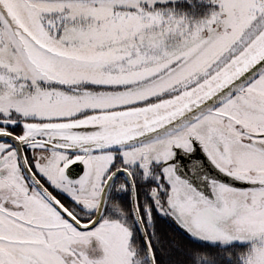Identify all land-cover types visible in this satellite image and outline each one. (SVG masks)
<instances>
[{
	"label": "snow or ice",
	"instance_id": "obj_1",
	"mask_svg": "<svg viewBox=\"0 0 264 264\" xmlns=\"http://www.w3.org/2000/svg\"><path fill=\"white\" fill-rule=\"evenodd\" d=\"M0 264H264V0H0Z\"/></svg>",
	"mask_w": 264,
	"mask_h": 264
}]
</instances>
